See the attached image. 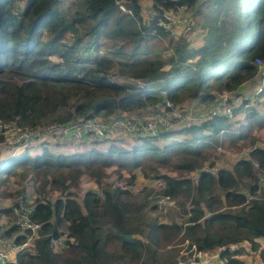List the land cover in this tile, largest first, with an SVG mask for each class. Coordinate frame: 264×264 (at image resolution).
<instances>
[{
	"label": "trees",
	"instance_id": "16d2710c",
	"mask_svg": "<svg viewBox=\"0 0 264 264\" xmlns=\"http://www.w3.org/2000/svg\"><path fill=\"white\" fill-rule=\"evenodd\" d=\"M19 1L0 0V120L21 128L150 115L163 98L208 103L251 79L255 56L264 59V0H150L156 12L150 17L142 15L140 0H80L74 10L58 7L61 0ZM167 11L188 13L182 30L163 25ZM194 32L197 37H189ZM254 98L256 105L232 107L244 114L238 120L212 115L156 135L43 136L0 158V186L12 171L20 178L4 193L32 195L30 217L41 222L32 250L17 252L7 264H177L183 240L195 251L219 247L223 264H243L241 249L229 245L244 240L264 264V195L243 203L242 192L258 185L264 148L251 152L258 169L239 159L215 174L200 172L194 181L186 175L217 141L239 147L258 139L264 85ZM6 139L0 133V152L16 146ZM49 141L61 147L47 148ZM30 146L38 150L30 154ZM135 170L161 178V191L180 198V220L146 215L145 203L116 184L132 183ZM86 176L93 184L78 197ZM0 213L12 212L1 207ZM60 227L72 239L54 249L50 239Z\"/></svg>",
	"mask_w": 264,
	"mask_h": 264
},
{
	"label": "built area",
	"instance_id": "2783aa9c",
	"mask_svg": "<svg viewBox=\"0 0 264 264\" xmlns=\"http://www.w3.org/2000/svg\"><path fill=\"white\" fill-rule=\"evenodd\" d=\"M117 2L121 10L130 12L122 2ZM142 13H144L145 17L156 14L150 6L144 7ZM163 15L166 20L161 22L166 27H169L173 22H182L183 20V17L180 19L182 15L175 16L170 11H167ZM253 63L256 67L254 75L256 82L253 86V91L258 92L264 85V59L255 56ZM248 98L249 92L244 93L239 85L236 89L218 93L208 103L191 101V103L180 102L179 104H175L170 99L163 98L158 110L146 116L130 117L116 115L107 119L85 117L80 120L51 123L33 128H21L14 121L0 120V133L6 135L8 143L16 145H25L31 140L43 136H62L79 139L87 135L97 137L113 136L119 131L133 135H156L159 131L174 123H198L200 120L212 115H225L232 120L234 118L232 107L238 102H242V105L246 106L249 104L246 101ZM214 146L216 154L223 153L224 155L203 161L198 168L189 173L191 181H194L200 172L215 174L221 165H225L227 162H235L239 159H247L254 169L260 168L258 161L251 156V152L256 147L264 148V143L261 141L255 140L250 144H244L236 148H225L220 141H217ZM258 179V185L252 192H249L246 188L242 189L245 195L243 203L248 202L251 198L264 195V169H261ZM116 184L128 191L131 189H141L144 186L152 187V204L156 209L164 211L169 206H176L178 208V205H175L174 198L161 191L163 181L159 177H154L151 180L132 186L122 180L116 181ZM100 193L101 191L98 190V194ZM8 205L12 212L11 216L6 217V215L0 214V264L13 262L17 252L32 250V241L38 236L41 224V222L34 221L30 217V211L33 208L32 195L28 193L19 195L15 201L8 200ZM11 226H14L15 229L9 233H5V230ZM59 231L58 235L52 236L50 239V244L54 249L63 247L67 241L72 239L66 230L60 229ZM180 233H182V229ZM18 235H20L19 240L16 239ZM190 249L193 250V248ZM192 254L194 255L196 264H223V258L219 256V247L204 251L193 250Z\"/></svg>",
	"mask_w": 264,
	"mask_h": 264
},
{
	"label": "rangeland",
	"instance_id": "374dc122",
	"mask_svg": "<svg viewBox=\"0 0 264 264\" xmlns=\"http://www.w3.org/2000/svg\"><path fill=\"white\" fill-rule=\"evenodd\" d=\"M79 1L80 0H61L57 4V6L58 7H62V8H67L69 10H74L75 8H77V6H78L77 3ZM140 1L143 3V7L148 6V3H150V0H140ZM23 3H24V1L21 0V1H19L18 4L21 6V4H23ZM171 13H172V15H175V16L180 15V14H178V12H171ZM142 15H144V13H142ZM181 15L182 16L180 17V19H182V17H185V13H182ZM187 16H188V13H187ZM187 16L185 17V19L187 18ZM171 24H172V28L176 32H178V31H180V30H182L184 28V25H183V23L181 21H176L175 23L173 22ZM196 32L192 33L189 37L196 38L197 37V33ZM250 82H254V79H252V81H250ZM256 94H257V92H254L253 90H252V92H249V98L246 101H248V103H252L253 105H256L257 100H255V98H253V96H255ZM205 131H208V130L205 129ZM175 137L180 138L182 136L181 135H176ZM129 142L124 140L121 144L129 145ZM221 144L225 148H236V147H238L237 145H234V144L228 145L225 142H223ZM214 145H212L211 147H208L207 150L205 151V152H208V156L206 157V159L216 158L217 156H223L224 155L223 153L216 154L215 153L216 150H215V146ZM7 154L8 153L6 152L3 156H0V158H4L5 155H7ZM206 159H204V160H206ZM202 162H201V164H202ZM199 166H197V167H195L193 169H189L188 171H186V173H187L186 175L189 176V173L193 172ZM125 172L126 171H123V173H125ZM134 172H136V176H135L136 179H133L132 183H129L131 186L135 185V184L136 185L140 184L143 181H148V180H151V179L154 178L152 176H143V174H141L140 172L138 173V170H135ZM170 172L174 173V170H172ZM19 180H20V178H19L17 172H13V171L11 173L5 174L2 177V181H1L2 185L0 186V208L5 206V200L6 199H8L9 201H15V199L20 195V194H18L16 196L12 197V196H7L4 193L5 191L15 190V188L18 186ZM114 182H115V179H114ZM92 184H93V181L90 180V178H88L87 176L86 177H82L81 180L79 181V185L76 188L77 196L79 197L82 194L83 189L91 187ZM127 192L130 194V198L134 202L145 203L143 211H145L146 215L151 216V217H156L157 219H159L161 221H167L170 218H177L178 220H180V215H179V211H180L179 201H180V198L179 197L170 195L171 197L174 198L175 205L177 204L178 208L176 206H169L164 211H162V210L156 209L153 206V204H152V197H151L152 187L144 186L141 189H136V190H132L131 189V190L127 191ZM56 193L57 192L51 193V197H54ZM31 194H33V193H31ZM185 206H186V208L188 207V202H186ZM187 215H183L182 217H186ZM9 216H10V214H6V217H9ZM60 229L65 230L64 227H60ZM180 234L181 233H179L178 235H180ZM176 241H178V238H176ZM259 241L261 242V244H263L264 243V237L259 238ZM180 243H182V241L181 242L180 241L177 242V247L179 249L181 248L182 251L180 253L177 252V254L179 256H182L185 259L189 258V260H194V255L192 254V250L186 245L187 242H183V244H180ZM240 245H241V247H240ZM243 245H245L248 248L249 251L248 250L246 251L243 248ZM229 246H232L234 248H237V247L240 248L241 249V254H244V259L245 260L248 259L250 264H253L255 262L258 263V259L259 258L255 255L256 251H254V252L251 251V249L249 248V245H248V243L246 241L242 240V241H240L238 243L230 244ZM162 250H163V248H162Z\"/></svg>",
	"mask_w": 264,
	"mask_h": 264
},
{
	"label": "crops",
	"instance_id": "0c3cea01",
	"mask_svg": "<svg viewBox=\"0 0 264 264\" xmlns=\"http://www.w3.org/2000/svg\"><path fill=\"white\" fill-rule=\"evenodd\" d=\"M252 79H254V82H250V81H252ZM255 82H256V79H255V76L253 75L252 76V78L251 79H249V80H247V81H244L242 84H241V86H240V89L244 92V93H247V92H252V90H253V86H254V84H255ZM191 101H193V102H195L196 101V99H189V100H186V101H183V102H185V103H191ZM250 104V103H249ZM252 104V103H251ZM238 113V114H237ZM237 113H235L234 114V120H238V119H242L243 118V112L241 111V110H239ZM143 115H147V111H141L139 114H138V116H143ZM256 134L258 135V139H256V140H258V141H261L262 143H264V126L263 127H261L259 130H257V132H256ZM61 145V144H60ZM47 148L48 147H52L53 149L54 148H58V147H61V146H59V144H56V143H54V142H52V141H49L46 145H45ZM76 147V146H75ZM22 148H23V145H16V146H14L10 151L11 152H13V153H11L10 151H8L7 153L9 154V155H11V154H15V153H17V152H19V151H21L22 150ZM69 149H72V147H70ZM27 150H28V152L30 153V154H33L34 152H36V150H38V146H30V147H28L27 148ZM71 151V150H70ZM10 152V153H9ZM6 152H0V156H3L4 154H5ZM4 207H7V208H9V205H8V199H6L5 200V206ZM1 215H6V214H4V213H0ZM183 242H184V240L182 241V243H180V244H183ZM187 242V241H186ZM241 246V245H240ZM232 247V246H231ZM243 248L247 251L248 250V248L245 246V245H243ZM182 251V249L180 248L179 250H178V252L180 253ZM249 251V250H248ZM252 251V250H251ZM254 252V251H253ZM255 255L257 256V252L255 253ZM239 257L240 258H242V260H243V264H250V262H249V260L247 259V260H245L244 259V254H239ZM258 257V256H257ZM177 263H179V264H196V262H195V260H189V258H187V259H185V258H183L182 256H179L178 254H177ZM253 264H261V262L259 261V259H258V263H253Z\"/></svg>",
	"mask_w": 264,
	"mask_h": 264
},
{
	"label": "water",
	"instance_id": "95a60500",
	"mask_svg": "<svg viewBox=\"0 0 264 264\" xmlns=\"http://www.w3.org/2000/svg\"><path fill=\"white\" fill-rule=\"evenodd\" d=\"M161 1L168 2V3H179V2L186 1V0H161Z\"/></svg>",
	"mask_w": 264,
	"mask_h": 264
}]
</instances>
